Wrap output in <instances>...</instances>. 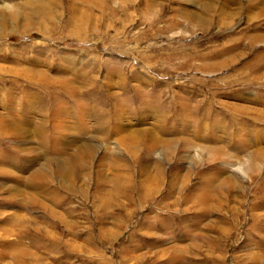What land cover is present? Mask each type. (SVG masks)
<instances>
[{
  "label": "rangeland",
  "instance_id": "1",
  "mask_svg": "<svg viewBox=\"0 0 264 264\" xmlns=\"http://www.w3.org/2000/svg\"><path fill=\"white\" fill-rule=\"evenodd\" d=\"M0 264H264V0H0Z\"/></svg>",
  "mask_w": 264,
  "mask_h": 264
}]
</instances>
